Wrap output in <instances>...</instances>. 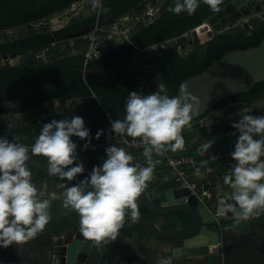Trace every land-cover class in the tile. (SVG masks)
Masks as SVG:
<instances>
[{
	"label": "trees",
	"instance_id": "1",
	"mask_svg": "<svg viewBox=\"0 0 264 264\" xmlns=\"http://www.w3.org/2000/svg\"><path fill=\"white\" fill-rule=\"evenodd\" d=\"M75 1L77 0H0V31L24 24L29 27L26 35L0 42L1 55L16 53L22 57L21 62L15 65L8 60L0 64V107L10 105V112L23 115L18 121L15 119L6 123L0 121V136H7L9 140L19 137V142L31 145L39 134L42 123L53 118L80 115L92 134L89 145L105 142L108 132L112 139L118 138L120 135L114 136L110 131L109 117L123 118L124 101L128 94L117 85L109 83V78L103 75V70L134 55L140 49L155 46L164 40L183 34L204 23L212 14L233 2V0H221L218 8L212 10L201 0L189 16L172 21V18L187 12H172L170 8L174 6L175 0H171L167 3L163 14L153 23L140 26L133 33L130 41L114 44L104 55L85 65L83 54L70 55L69 51L71 48H82L86 44V39L83 36L78 37L75 42L68 43L64 50H61L63 49L61 41L88 22L95 24L98 20L100 24H107L130 11L133 6L141 8L144 0H104L99 14L95 10L90 17L73 19L57 29L34 28V23L44 24L43 22L49 20L54 13L68 9ZM249 25L252 26V30L238 24L205 41L192 42L193 49L187 50L185 54L178 47L171 45L154 49L152 53L154 59L158 61L162 82L167 86L168 95H179L184 80L203 71L227 51L258 45L264 37V19L252 18ZM85 66L96 67L99 80L94 79L89 73H84L81 69ZM131 88L145 95L156 90L152 85L144 84L138 78H134ZM262 99H264V81L257 83L249 92L219 101L204 116L191 121V125L214 111L237 102L250 105ZM53 100H59L61 106L70 100L73 102L59 110L50 103ZM201 128L205 131L206 127ZM98 129L105 131L99 139H96L95 133ZM189 136L190 133L185 128L184 138L191 140ZM72 139L76 141L77 147L84 144V141L76 136ZM197 148L198 145L193 144V151ZM197 153L201 155L200 152ZM37 156L48 163L47 157L40 154ZM132 163H135V160ZM29 169L35 185L41 178L47 177L35 168ZM85 176L87 174L79 175L78 178L82 179ZM57 181L62 182L61 179ZM149 186L150 183L147 182V188ZM155 186L157 185L151 188ZM174 216L187 223L191 222V216L185 212L172 214V217ZM256 223L261 225L257 232L239 230V226L250 227ZM221 224L225 264H264V216L239 222H236L235 218H224ZM231 226L234 228L229 230Z\"/></svg>",
	"mask_w": 264,
	"mask_h": 264
},
{
	"label": "clouds",
	"instance_id": "2",
	"mask_svg": "<svg viewBox=\"0 0 264 264\" xmlns=\"http://www.w3.org/2000/svg\"><path fill=\"white\" fill-rule=\"evenodd\" d=\"M202 2L216 10L221 0ZM200 3L201 0H175L170 10L191 14ZM91 6L100 7L99 0H92ZM192 112L194 108L183 85L180 95L174 96L168 95L162 79L158 80L157 89L146 95L131 91L124 101L123 118L109 117L110 131L114 136L141 137L145 141L146 166L131 163L134 160L131 153L110 144L105 147L102 162L93 165L82 179L78 174L84 172V162L72 139L76 136L84 141L80 151L86 150L90 143L92 134L82 116L53 118L42 123L31 145L19 142V137L9 140L7 136H0V246L34 238L51 219L49 208L55 194L41 198L44 193L32 182V172L26 163L29 152L47 157V172L61 178L57 187L64 189L61 193L63 207L78 213L81 233L97 242L116 240L125 222L126 210L133 219L138 216L136 198L153 177V153L163 155L169 149H183L181 132L182 128L191 127ZM232 127L239 133L230 153L236 164L231 173L223 177V182L232 189L229 197L238 205L235 220L239 222L264 212V159H261L264 156V114L254 115L246 110L239 120L233 121ZM104 131L98 129L95 138L99 139ZM213 142L200 145L198 151L203 154ZM225 210H233V205L225 204L221 197V214ZM159 264H172V256L161 257Z\"/></svg>",
	"mask_w": 264,
	"mask_h": 264
},
{
	"label": "water",
	"instance_id": "3",
	"mask_svg": "<svg viewBox=\"0 0 264 264\" xmlns=\"http://www.w3.org/2000/svg\"><path fill=\"white\" fill-rule=\"evenodd\" d=\"M249 1L255 5V9L245 15L254 17L256 14L264 13V0ZM233 9L236 10L237 7L231 2L208 17L210 27L199 35L195 34L193 42L205 41L233 25H238L242 19L238 20V18L242 17L243 13L241 10H237L233 15ZM164 10L165 8L161 11V15ZM187 16L189 13L171 20L178 21ZM242 25L252 30L248 20H245ZM93 27L94 24L85 25L78 31L68 34L66 38L82 37ZM181 52L185 54L186 48H183ZM144 54L146 57L136 63L138 67L154 61L153 53L149 49H146ZM12 56H16V53H13ZM4 58H10L9 54H4ZM119 65L120 62H116L108 66L103 70V75L109 76V72ZM81 70L99 80L96 67H83ZM132 71L131 66L123 68L122 72H125L127 76L115 77L108 82L117 85L126 94H129L133 91L129 85V76ZM262 81H264V37L258 45L227 51L203 71L191 75L182 82L181 85L184 86L187 99L194 108V112L190 113L191 121L204 116L219 101L249 92ZM185 128L187 127L182 129ZM26 163L29 168H35L51 179H61L50 175L47 172L48 163L40 158L29 156ZM92 166L84 165V172L78 176L88 175ZM203 187L204 189L217 188V184L211 185L206 182ZM229 194L214 195L212 193L211 196H204L201 200L189 187L171 185L167 188L150 191L146 186L138 195L139 202L152 214L169 216L165 222L167 228L158 226L151 218L145 216L138 215L135 219L125 217V222L119 230L116 240L108 243L97 242L84 236L79 229L78 213L74 210V221L69 222L63 231L52 235L48 259L44 264H129L122 256L123 242L132 235L133 229L137 227H142L149 235L169 244L174 258L197 256L206 251L213 254L222 252L223 247L219 243L223 236V227L213 211L217 210L221 219L235 218V213L239 211V208L235 201L230 199ZM221 197H224L225 204L233 205V210H225L221 214ZM180 212L189 214L191 222L187 223L179 217H172V214ZM259 215H264V212ZM253 217L255 216L249 218Z\"/></svg>",
	"mask_w": 264,
	"mask_h": 264
},
{
	"label": "crops",
	"instance_id": "4",
	"mask_svg": "<svg viewBox=\"0 0 264 264\" xmlns=\"http://www.w3.org/2000/svg\"><path fill=\"white\" fill-rule=\"evenodd\" d=\"M135 8L137 7L133 6L130 8V10L135 9ZM95 10L96 9L94 8L84 9L80 11L78 14H76L77 16L75 17V19L88 18L94 14ZM61 12L62 11L54 13L51 16V18H53V16ZM89 12H91V14H89ZM262 14L264 16V13ZM71 19L72 18H70L66 23L61 22L62 24L60 25L56 24L57 26L56 25L53 26V29H57V28L67 25L69 22H71ZM89 24L91 23L88 22L85 25H89ZM17 27H21V25H17L13 28L15 29ZM121 42L123 41L114 42L112 43L111 47L114 44H119ZM82 50H83V47L82 48L81 47L71 48L69 51V54L70 55H79V54L82 55ZM136 54L137 53H135L132 56L127 57L126 59L122 61H119L120 65L114 68L112 71H110L109 76H106V77H108L110 80L115 77L122 78L123 76H127L125 72H122V69L127 68L128 66L132 67V65L130 64V61L135 58ZM9 56L10 58H4V54L2 55L5 61L8 60L13 65L20 63L22 60V57L17 54L16 56H12V54H9ZM132 57L134 58L131 60H128ZM14 59H17L18 61L13 63L12 60ZM132 70L133 71L129 76L130 86L134 78H138L144 84H150L156 72H159L161 74V70L158 67V61H156V59H154L153 62L147 63L142 67H138V66L137 68L132 67ZM96 74H97V71H96ZM72 102L73 100H70L64 106L60 105L59 100H53L50 103L54 104V106H56L59 110H61L66 105L69 106ZM9 106L10 105H8L6 108H3L2 111H0V114L13 115V116H16V118H13V119H10L9 117L4 118V123L9 122L11 120L13 121L14 119L18 121L23 118V115L20 113L10 112L11 110ZM246 110H250L252 114L254 115L264 114V99L254 102L250 105L244 102H237L234 105L224 107L218 111H214L213 113L210 114V117L213 119V121L209 124V125H212L210 126L212 130H209V128H206L205 131L202 130L201 127L209 126V125H205L204 123L205 120H203V121H197L196 123H193L191 127L186 128V131L190 133L189 138H191V141L194 144L195 142L192 139H195L196 132L202 133L203 136L205 134L206 135L210 134L207 142L214 141L210 147L216 150L221 149L224 146H227L228 144H232V143L235 144L236 138L239 135V133L236 132V130L232 127V123L233 121L239 120L240 117L243 114H245ZM208 130L211 131V133ZM110 140H112V136L108 132V134L106 135L105 142H108ZM201 142L200 144L198 143V148L197 150H195L196 152L198 151L200 145L207 143V142H204L201 144ZM224 176L225 174L222 171L220 162H214L208 165L206 170L190 172L191 180L196 182L199 187L204 186L206 182H208L211 185L217 184V188H212V189L211 187L208 188V191H211L212 193H214V195L227 194L232 191L229 185L224 184L223 182ZM60 183L61 182H58L57 180L43 177L39 180L38 184H36L38 190L44 193V196L41 197L42 199L48 198L50 193L55 194V198L51 200V205L49 208L51 219L48 221L43 231L37 233V235L34 238L28 239L20 243L10 244L6 247L0 246V264H44L47 261L49 251L51 248L52 235H56L59 232L63 231L69 222L74 221V217H75L73 213V209L63 207V203H62L63 196L61 195V193L63 192L64 189L57 187V185H59ZM67 183L68 182H65V186H67ZM173 184L174 182H168V183L160 182L157 186H155L154 188H151V191H155L161 188H167L169 185H173ZM139 210H138V215H142V214H139ZM221 246L223 247V245ZM202 254L203 255L204 254L216 255L218 253L213 254L210 252L207 253L206 251ZM122 256H123V259L127 260L129 264H159V260L161 257L172 256V254H171V249H170L169 244L163 241H160L154 238L153 236L149 235L145 231V229H143L142 227H137L133 229L132 235H130L125 240V242H123ZM190 259H195V256L181 257V258L172 257V264H184V262L186 261L188 262Z\"/></svg>",
	"mask_w": 264,
	"mask_h": 264
},
{
	"label": "built area",
	"instance_id": "5",
	"mask_svg": "<svg viewBox=\"0 0 264 264\" xmlns=\"http://www.w3.org/2000/svg\"><path fill=\"white\" fill-rule=\"evenodd\" d=\"M169 1L171 0H144L141 8L127 11L110 23L100 24L97 20L93 29L83 36L86 39V44L83 46L82 50L84 64L87 65L89 62L104 55L109 50L112 43L117 41H130L131 36L140 26L149 25L161 16V11L166 7ZM99 3L100 7L95 8L98 14L104 4V0H99ZM91 5L92 0H77L72 3L68 9L59 13V17L63 19L67 18L69 20L71 17L67 16L69 15L67 13L73 12V15H76L84 9L93 8ZM259 16L262 18L263 14L259 13ZM53 20L54 18H51L50 20H45L43 23L48 21L55 23ZM209 27L210 24L207 20L204 23L185 31L181 35L164 40L155 46L140 49L135 58L130 61V64L133 68H137L136 63L138 60L146 56L144 54L146 49H149L152 52L158 47L171 45L178 47L179 50L186 48L187 51V44L192 45V42L196 37L195 34L199 35ZM203 120H205V125H209L213 121L210 115H207L199 121ZM181 134L184 137V129H182ZM144 143L145 141L141 137L128 138L126 136H119L108 142L89 145L84 151H80L81 147H77V151L80 159L83 160L84 165H97L102 162L101 157L106 156L104 151L105 147L110 144H116L118 147H123L127 152L131 153L134 157L135 163L139 162L140 164L145 165V158L143 156ZM193 144L194 143L191 140L184 138V147L182 150L172 151L169 149L163 155L153 153L154 171L153 177L149 181L150 186L148 189L150 191L151 186L158 185L160 182H174V186L189 187L192 192L200 197L201 200H203L204 196L212 195L208 189H204L203 186L199 187L196 182L191 180L190 172L206 170L208 165L214 162H220L223 173L225 175L230 174L236 164V161L233 160L230 155L231 151L234 149V144H228L218 150L210 147L211 150L209 148L201 155L195 150L193 151ZM261 159H264V156H262ZM213 214L221 224L222 219L219 216L218 211L214 210ZM257 216L258 215H255V217ZM222 240L223 237H221L219 243L220 246L223 243Z\"/></svg>",
	"mask_w": 264,
	"mask_h": 264
},
{
	"label": "rangeland",
	"instance_id": "6",
	"mask_svg": "<svg viewBox=\"0 0 264 264\" xmlns=\"http://www.w3.org/2000/svg\"><path fill=\"white\" fill-rule=\"evenodd\" d=\"M248 1L249 0H233L232 4H234L237 7V6H242L244 4H247L246 2H248ZM67 14H69V15H67ZM67 14H65V15L70 16L72 18L71 20L75 19V17L77 16V15H73L74 14L73 12L67 13ZM89 14H91V12H89ZM59 16H60L59 14L53 16V18H54L53 21L55 23H53L52 21H48V22H46L44 24H40V25H38V23H34L33 26L36 29H43V28L53 29V26H55L56 24L60 25V24H62L61 22H63V23L65 22L66 23L68 21L67 18L63 19V18H61ZM248 18H249L248 16H244V19H248ZM261 19H264V16ZM10 29L11 30L7 29L5 31H0V41H4L5 39H12V38H16V37L17 38L22 37V36H24V35H26L28 33L29 27H28V25L24 24V25H21V27H17L15 29L14 28H10ZM76 39L77 38H65L63 41H61V45H62L61 48H63L61 50H64V48L66 47V45L68 43L75 42ZM192 46L193 45H191V44H187V50L189 51V50L193 49ZM133 58L134 57H132V58H130L128 60H131ZM17 61H18L17 59L12 60L13 63H15ZM4 62H5V60L3 59L2 56H0V64H2ZM0 111H2V108L0 109ZM7 117H9L10 119L16 118V116H13V115L0 114V121L4 122V118H7ZM210 126H212V125H209L206 128H209V130H212L210 128ZM209 132L211 133V131H209ZM209 135L210 134H208V135L205 134L203 136L202 133L196 132V135H195L196 137L194 136L195 139H192V140H194L195 145H198V143L200 144L201 141H202L201 142V144H202L204 142H207ZM136 202H137V205H138V210L140 209L139 210V214H142V216L151 218L153 220L155 219L154 215H152L148 210H146L142 205H140V203L138 202L137 199H136ZM128 215H130L129 211L126 210L125 217L128 216ZM129 217H131V216H129ZM260 226L261 225H258L257 223L254 224V225H251L250 227L239 226V230L241 232H249V233L253 232L254 233V232H257L260 229ZM233 228H234V226H231L229 228V230H232ZM222 245H223V243H222ZM239 261H237V262H239ZM184 264H225L224 254H223V252L218 253L216 255H206V254L203 255V254H200V255L195 256V259H190L188 262L187 261L184 262Z\"/></svg>",
	"mask_w": 264,
	"mask_h": 264
},
{
	"label": "flooded vegetation",
	"instance_id": "7",
	"mask_svg": "<svg viewBox=\"0 0 264 264\" xmlns=\"http://www.w3.org/2000/svg\"><path fill=\"white\" fill-rule=\"evenodd\" d=\"M247 4H244V5H242V6H237V9L236 10H234L233 9V11H232V14L234 15L235 14V12L237 11V10H241L242 11V17H240V18H238V20H240L241 18V21H240V23L239 24H243V22L246 20V19H244V16H247V15H245V14H248L250 11H254V9H255V5H252V3H250V1H248V2H246ZM239 16V15H238ZM252 18H260V16L259 15H254V17H249L247 20L248 21H250V19H252ZM0 42H2V41H0ZM0 56H2L1 54H0ZM158 78V79H157ZM162 79V74H160L159 72H156L155 73V76L153 77V79H152V81L150 82V85H152V87L154 88V89H157V83H158V80H161ZM228 107V106H227ZM4 108H6V107H4ZM0 109H1V107H0ZM3 109V108H2ZM38 155V154H37ZM37 155H33V154H31V152H29V156H34V157H37L38 158V156ZM137 199V198H136ZM138 200V199H137ZM138 202H139V200H138ZM141 204V203H140ZM142 205V204H141ZM151 213V212H150ZM152 214V213H151ZM152 215H154V217H155V219L153 220L156 224H158V226H160V227H162V228H167L166 227V225H165V222H166V218H168L169 216H163V215H156V214H152ZM140 216H142V215H140ZM259 216H264V215H259ZM126 217H129V216H126Z\"/></svg>",
	"mask_w": 264,
	"mask_h": 264
}]
</instances>
